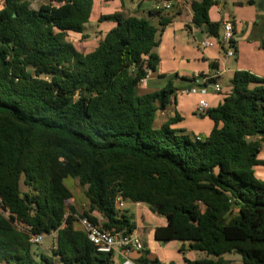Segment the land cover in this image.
<instances>
[{
	"label": "trees",
	"instance_id": "obj_1",
	"mask_svg": "<svg viewBox=\"0 0 264 264\" xmlns=\"http://www.w3.org/2000/svg\"><path fill=\"white\" fill-rule=\"evenodd\" d=\"M0 1V264H115L78 218L94 222V211L103 229L133 233L118 197L166 219L156 241L187 242L209 257L186 264H230V254L264 264V181L254 170L262 164L264 78L236 71L231 91L204 116L212 130L192 139L173 127L178 115L155 125L175 94L171 82L140 91L160 64L158 34L170 23L163 11H151L158 26L102 15L99 22L115 26L87 52L71 39L88 37L93 0H46L37 9L30 0ZM218 4H191L193 25L216 39L222 22L210 19V9ZM67 178L84 189L89 212L67 207ZM29 233L55 234L53 257L35 250ZM148 254L136 264H160Z\"/></svg>",
	"mask_w": 264,
	"mask_h": 264
},
{
	"label": "crops",
	"instance_id": "obj_2",
	"mask_svg": "<svg viewBox=\"0 0 264 264\" xmlns=\"http://www.w3.org/2000/svg\"><path fill=\"white\" fill-rule=\"evenodd\" d=\"M103 3H108L110 0H102ZM131 3H127L122 1L121 10L123 15L125 16H136L139 18H144L152 21L155 26L159 25V19L151 17V11L155 10L156 0H130ZM195 1L199 0H178L174 1V5L172 10L169 12H164V18H169L170 23L163 30L167 32L168 43L172 45L173 51H175L177 47V41L185 42L188 41L189 47L182 46L183 51L181 54L182 59L179 60L172 58L170 53L165 51V48L160 49V66L156 69L155 72L151 73L148 79L145 81L144 85H140V91L142 93H152L156 91H160L165 88L170 81L173 83V87L175 88V94L172 97L171 104L167 107L165 111H159L156 117L155 125L157 128H161L162 125L167 122L169 119L174 118L175 116H180L182 120L175 124L173 127L175 129L183 131L186 135L190 137L196 138L201 136H207L212 130L213 123L208 117H204L197 112L198 104L202 97L200 95H188L184 93L185 90H189L194 87L193 77L195 74L203 73L205 75H213L218 73L217 82L221 85V81L223 77L226 75L229 77L231 81L233 75L236 71H249L259 77L264 78V71L262 73H258L255 69L249 70L247 68L239 67L233 69L226 68V60L228 59L222 54V47L218 41H214L215 38L211 37L204 28H197L192 23V11L191 4ZM222 1L218 0V9L220 12L222 11ZM255 2V0H253ZM248 2V0H247ZM243 4V3H242ZM106 5V4H105ZM107 6V5H106ZM119 11V9H118ZM118 13V12H116ZM112 13L106 12L105 10L100 12V15H111ZM145 16H149L150 18H146ZM214 22H224L226 19L221 15V19H213ZM235 22V31H234V41L235 34L237 33L238 23ZM90 27L87 29V25L85 28V34L88 36L85 40L81 41V36H73L75 37L74 44L77 47L78 44L82 45L87 52L94 51L99 43L103 40L106 34L115 26L113 22H99L95 21V19H91L88 24ZM77 37V38H76ZM204 41H213L214 45L208 49H201L200 45ZM236 45V41H235ZM94 47V50L92 48ZM237 50V46L235 48ZM200 52L198 56L197 52ZM159 49H156V53L158 54ZM224 53V52H223ZM170 59L172 63H177L178 66L169 70L163 69L164 57ZM186 61V63H185ZM193 62V63H192ZM212 63L217 64L218 70L213 71L211 68ZM167 76V77H166ZM166 77V78H165ZM172 77H174L172 79ZM222 87V85H221ZM231 91V87L229 89ZM188 95V96H187ZM213 92L211 88L208 89V94L203 97L209 104L210 109L217 108L223 100V97L220 98ZM209 121V122H208ZM259 161L262 163L261 165L255 167V173L257 170H260L261 176L264 177V137L262 143V150L259 155ZM259 167H262L261 170ZM257 175V174H256ZM264 181V179H263ZM89 205V202H88ZM76 210V209H75ZM89 212V209L87 210ZM125 211H128V214L132 217L131 221L135 224L137 232L141 240L145 246V251L149 254L147 255L149 260L157 259L160 264H186V261H195L200 259L209 258L207 254L202 252L193 251L189 247V243L172 241L174 244H164V242L152 241V234L158 227L166 226V219L161 216H156L153 214L148 208L145 210H137L134 208L133 204L126 203ZM76 213L78 214L77 210ZM84 214V213H83ZM81 216V214H78ZM91 219L96 222L98 225H103L105 219L101 217V215L97 212H91ZM53 249L55 244V234ZM144 252H132L129 256L130 258L137 263ZM225 259L230 262V264H243L242 258L236 254L226 255Z\"/></svg>",
	"mask_w": 264,
	"mask_h": 264
},
{
	"label": "rangeland",
	"instance_id": "obj_3",
	"mask_svg": "<svg viewBox=\"0 0 264 264\" xmlns=\"http://www.w3.org/2000/svg\"><path fill=\"white\" fill-rule=\"evenodd\" d=\"M122 1L127 3H131L130 0H110L108 3H103L102 0H93V9L91 14V19H95V21H99L101 15L100 12L105 10L106 12L116 14L122 13L121 5ZM34 9L39 8L40 5L46 3V0H30ZM243 3V4H242ZM0 7H3V3L0 1ZM119 9V11H118ZM221 15L228 20H236L238 25L237 33L235 34V41L237 50L235 49V56L233 58H228L223 60L226 62L227 69H233L239 67L247 68L249 70L255 69L258 73H262L264 71V0H255L254 4L250 5L247 0H223L222 1V11L218 9V6L214 5L210 9V19H221ZM146 18H150L149 16H145ZM91 21V20H90ZM90 25H87V29ZM75 36V35H73ZM77 38V37H76ZM159 43V51L158 55L161 59L160 49L165 48L167 53H171L172 58L177 60L182 59L181 54L183 51L182 46L189 47L188 41L181 42L180 39L177 41V47L175 51L172 49V45L168 43L167 32L160 31L158 34ZM73 42L75 41V37L71 39ZM216 38L214 41L216 42ZM213 42V41H212ZM78 47H80L78 45ZM94 50V47L92 48ZM200 55L198 50H195ZM223 56L225 57L223 51ZM164 57L163 69L169 70L178 66L177 63H172L170 59ZM179 57V58H177ZM227 58V57H226ZM162 61V59H161ZM186 63V61H185ZM193 63V62H192ZM160 66V65H159ZM158 66V67H159ZM167 77V76H166ZM165 77V78H166ZM174 77H172L173 79ZM171 82V81H170ZM172 83V82H171ZM173 85V83H172ZM222 94L218 96L220 98L223 97L224 94L229 92L230 87H232L231 81L228 76H224L222 81ZM174 88V87H173ZM175 89V88H174ZM189 95V94H188ZM187 95V96H188ZM193 95V94H190ZM209 122V121H208ZM211 131V130H210ZM194 139L193 137H191ZM263 170L262 167H259ZM257 168H254V170ZM260 170H257V179L263 180L264 177L261 176ZM66 185L73 193V199L67 202V207H74L78 214H83L89 209L88 200L85 197L84 189L76 182L73 178H67L65 180ZM134 206V205H133ZM136 209V207L134 206ZM158 216V215H156ZM54 236L46 235L44 241L39 246H34V249L38 252L44 253L47 257H53L52 254V246H53ZM152 241H155L154 234H152ZM174 244V243H168Z\"/></svg>",
	"mask_w": 264,
	"mask_h": 264
},
{
	"label": "built area",
	"instance_id": "obj_4",
	"mask_svg": "<svg viewBox=\"0 0 264 264\" xmlns=\"http://www.w3.org/2000/svg\"><path fill=\"white\" fill-rule=\"evenodd\" d=\"M174 1L176 0H156L155 10L169 12L172 10ZM234 40V24L230 21H224L221 26V35L218 39L225 57L233 58L235 56V46L233 44ZM214 43L211 41H204L201 43V49H208L213 47ZM151 73L148 74L147 78H145L141 86L144 85L145 81L148 79ZM194 87L185 90L186 94L200 95L202 99L198 104L197 112L205 116L209 111L210 107L206 100L203 99L208 94V89L211 88L214 93L218 94L222 91V87L218 82H212L215 78H218V73L213 75H194ZM126 203L133 204L137 210H145L148 207L142 203H134L130 200L123 199L122 197H118L116 200V209L125 210ZM8 216V214H6ZM78 224L81 226L83 231L86 233L89 241L93 243V245L97 248L98 252L101 253H114V263L115 264H136L131 258L130 254L132 252H144L145 246L141 240L140 235L137 232L128 233L126 230L122 231H110L105 230L101 227V225L95 224L90 221L88 218L79 217ZM16 226L20 229L23 228V225L16 224ZM28 232L30 228H25ZM30 241L34 245H41L44 241L46 235H34L29 233Z\"/></svg>",
	"mask_w": 264,
	"mask_h": 264
},
{
	"label": "water",
	"instance_id": "obj_5",
	"mask_svg": "<svg viewBox=\"0 0 264 264\" xmlns=\"http://www.w3.org/2000/svg\"><path fill=\"white\" fill-rule=\"evenodd\" d=\"M168 243V241H164V244H167Z\"/></svg>",
	"mask_w": 264,
	"mask_h": 264
}]
</instances>
